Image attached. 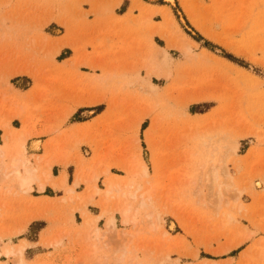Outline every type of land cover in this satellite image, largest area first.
I'll list each match as a JSON object with an SVG mask.
<instances>
[{
  "label": "rangeland",
  "instance_id": "obj_1",
  "mask_svg": "<svg viewBox=\"0 0 264 264\" xmlns=\"http://www.w3.org/2000/svg\"><path fill=\"white\" fill-rule=\"evenodd\" d=\"M181 35L190 56L169 47ZM21 145L37 177L47 164L73 185L98 175L101 192L104 169L127 180L145 165L128 191L148 206L117 194L103 215L96 196L92 240L86 185L52 204L33 199L37 181L13 185L0 192L1 254L23 242L44 264H264V0H0V146ZM119 197L136 224H123Z\"/></svg>",
  "mask_w": 264,
  "mask_h": 264
},
{
  "label": "bare ground",
  "instance_id": "obj_2",
  "mask_svg": "<svg viewBox=\"0 0 264 264\" xmlns=\"http://www.w3.org/2000/svg\"><path fill=\"white\" fill-rule=\"evenodd\" d=\"M166 1L171 3V4L175 3V0H166ZM204 35L211 40H216V38H214L209 33H204ZM169 43H170V41H169ZM190 45H191V41L189 39H187L185 36L181 35V39H177V40L173 41L172 43L169 44V47L183 52L186 56H190L191 55ZM156 72H157L156 68L147 70V73L149 76H152L154 74L158 75V73H156ZM3 126H4L5 130L11 132L13 135L15 134L16 141L25 142L27 140V134L25 133V131L13 130L10 128V125H6V124H4ZM37 143H34V144H37ZM37 146H38V144H37ZM35 148H37V147H35ZM25 152H26L25 145H21L20 148H17V149L15 148L13 150L6 149V148L0 146V192L3 189H7L10 191V189H13V188H11V186H13V185L17 186L23 190L24 188L30 186L32 183L37 181L38 186H39V190L41 192L45 191L46 186L49 185L54 189L55 188L64 189L65 192L67 193L68 197H69V196H72L74 194V192H75L74 188L77 187L79 184L86 185L87 189L85 191V197H84L85 200L81 205V208H82L81 209L82 210L81 215H83V218H84V226L88 227V228L89 227L92 228V229H90V234H89L90 235L89 238L92 240L93 239L97 240L99 237L102 236V235H100L98 228H95L97 226L99 217L93 218V217L89 216L88 213L84 212V208H86V206L88 204L92 203L96 196H99V195L102 196V198H101L102 201H101L100 206L103 209V215H105L108 211V206H109L110 200L115 198V197L117 198V194L122 195V197L126 198L127 200H136L137 198H139L140 199L139 200V207H145L147 205V199L149 198L148 195H144V194L138 195L136 193V190H135V192L128 191V189L132 185L131 180L133 183V179H130V178L133 177L134 172H135V175H136V173H140L142 175L145 174V176H146V166L145 165H143L141 167L140 171H139V169H138V171L137 170L134 171L132 173L131 177L128 176L127 180H122V178L110 177L109 170L104 169L102 172V175L106 176L108 178L107 179V188L103 192H101V189L97 186V181L99 179L98 175H96V176L94 175L90 179H84V180L81 179V177H78L75 180L73 188H66V175L61 177L59 183L53 182L52 176L50 173L51 165L47 164L46 167L48 169V172H41L40 176L37 177V175H36L37 169L35 167L31 168L32 165H29V160L25 157ZM37 159L41 160L40 157H38ZM37 162H39V161H37ZM119 168L123 171L128 172V169L126 168V166H120ZM220 169L224 172V174L222 173L223 175H227L226 168L222 165L219 166L218 169L213 168L212 169V175H213V184L216 185L221 190L223 188V186L227 187L228 185H227V183H223V182L219 181V170ZM227 177H229V176H227ZM145 189H146V187L143 190H145ZM148 190H150V189L148 188ZM219 196H221V194ZM121 200L122 199L120 198V202H119L120 204H121ZM71 201H73V200H71ZM71 201H69V202H71ZM124 201L122 202V206L120 208V213L122 216V222L126 226L134 225L137 222V215L139 212H138V210H134V208L130 204V202H128V201L124 202ZM233 207H237V208H239V210L242 209V205L239 203L237 205H233ZM78 208H80V207H78ZM147 216L149 219H151L152 213L148 214ZM230 220H233L232 217H229L227 221L230 222ZM105 226H106L107 233L110 231H113L114 227H115L114 218H111V217L106 218ZM153 228H155L154 225H153ZM106 230H105V232H106ZM111 233L113 234V232H111ZM86 235H87V233H86ZM86 235L84 234L83 236H86ZM122 235H126V234L124 233ZM91 245L94 249L95 246H93V244H91ZM26 246H27L26 243L22 242V244L18 245L17 247H6L2 254L4 255L5 258L14 259V264H44V262L38 263V261L37 262L27 261L24 258ZM2 254L0 253V256ZM124 258H125V256L122 255V257L120 259H116V262H118V264H122V263H124ZM0 264H7V263L0 261Z\"/></svg>",
  "mask_w": 264,
  "mask_h": 264
},
{
  "label": "crops",
  "instance_id": "obj_3",
  "mask_svg": "<svg viewBox=\"0 0 264 264\" xmlns=\"http://www.w3.org/2000/svg\"><path fill=\"white\" fill-rule=\"evenodd\" d=\"M129 8H130V6H129ZM129 12V9L127 10V12L125 13V14H123V15H120V16H124V15H126L127 13ZM69 59V58H68ZM78 110V109H77ZM80 110H78L77 112H79ZM76 112V113H77ZM80 113H82V112H80ZM100 115H98V116H96V117H92V119H90V120H87V121H84V122H78V123H74V124H71L69 127H68V129H72V128H75L76 126H79V125H85V124H89V123H92L94 120H96L98 117H99ZM44 141H46V140H44ZM37 155H44V152H43V150L42 149H40V151L38 152V153H36ZM55 167H58V166H53V169L55 168ZM60 172V174L58 175V176H56L54 173H53V170H52V174H51V176H52V181L53 182H56V183H59L60 182V179H61V177H63L64 175H66V185L69 187V188H73L74 186H73V184H72V182H73V180L74 179H72V182H70L69 181V179H70V175H69V172H68V168L66 169V171H64V172H66V173H64L63 172V169L62 170H59ZM70 184H72V185H70ZM80 185V184H79ZM78 185V186H79ZM82 185V184H81ZM78 186H77V188H76V192H78V193H82L83 191H84V188L83 187H79L78 188ZM84 186V185H83ZM32 187H33V191L35 190V192H38V193H40V195L39 196H32L33 197V199L35 200V202H40V203H50V204H52V203H54V202H57V201H59V200H61L63 197H64V195H65V193L63 194V189H61V188H52L51 186H49V185H47L46 186V190L47 189H49V188H51L53 191H55V192H61L62 193V195L61 196H59L58 198H54V197H52V196H47V195H43L44 193H45V191H43V192H41L40 190V192L38 191V186H37V184L36 183H34L33 185H32ZM75 188H74V191H75ZM89 207H91V206H88V208ZM43 234V233H42ZM41 235V234H40ZM39 243H40V241H39ZM36 244V243H35Z\"/></svg>",
  "mask_w": 264,
  "mask_h": 264
},
{
  "label": "trees",
  "instance_id": "obj_4",
  "mask_svg": "<svg viewBox=\"0 0 264 264\" xmlns=\"http://www.w3.org/2000/svg\"><path fill=\"white\" fill-rule=\"evenodd\" d=\"M229 59V58H228ZM229 60H231V59H229ZM232 61V60H231ZM234 62V61H233ZM98 108V107H97ZM99 113H101V112H99Z\"/></svg>",
  "mask_w": 264,
  "mask_h": 264
}]
</instances>
